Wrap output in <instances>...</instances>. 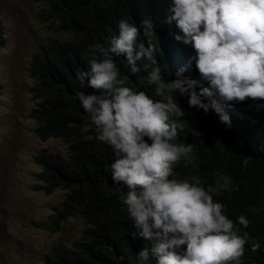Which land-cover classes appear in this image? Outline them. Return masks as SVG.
I'll list each match as a JSON object with an SVG mask.
<instances>
[{
    "label": "clouds",
    "instance_id": "9594fccd",
    "mask_svg": "<svg viewBox=\"0 0 264 264\" xmlns=\"http://www.w3.org/2000/svg\"><path fill=\"white\" fill-rule=\"evenodd\" d=\"M160 13L179 29L175 40L194 49L199 79L181 78L178 72L176 79L165 80L149 39L155 25L144 20L138 28L121 20L118 36L107 48L93 46L89 70L77 74L81 84L94 90L78 93L87 114L84 129L112 149L111 180L123 193L135 229L131 235L151 243V249L137 254L139 264H148L151 256L156 264H241L247 240L238 235L225 205L214 199L236 190L231 177L219 176L205 186L197 176L181 180L174 171L177 164H192L194 149L176 142L190 128L176 95H187L189 107L212 110L227 126L226 106L264 101V0H169ZM141 35L147 46L139 42ZM121 55L131 75L149 69L147 63L138 65L142 60L155 65L147 83L159 99L124 86L129 77H120L113 59ZM237 223L249 226L244 216ZM259 247L251 245L252 251Z\"/></svg>",
    "mask_w": 264,
    "mask_h": 264
},
{
    "label": "trees",
    "instance_id": "16d2710c",
    "mask_svg": "<svg viewBox=\"0 0 264 264\" xmlns=\"http://www.w3.org/2000/svg\"><path fill=\"white\" fill-rule=\"evenodd\" d=\"M46 12L55 28L70 37L51 39L39 43L31 56L28 72L33 78L32 97L35 106L31 117L35 121V134L45 140L61 138L67 144L64 158L52 153H38L35 161L40 165L39 178L43 189L65 191L63 199L43 221V228H56L73 213L87 221L81 239L71 247L50 251L45 264H139L142 248L151 249V243L133 238L135 231L122 192L111 180V164L115 156L112 149L101 143L92 130L85 131L87 114L78 100V93L94 90L81 84L77 74L89 70L93 46L105 48L113 36H118V24L125 20L141 26L150 20L154 31L149 38L156 47L155 60L165 80L181 78L199 79L195 67V51L190 45L175 40L181 34L174 22L166 23L160 12L169 0H45ZM4 26L0 21V44ZM139 42H147L143 35ZM99 58V54H97ZM120 69V77L128 75L124 85L143 90L153 99L154 87L147 83L148 72L155 67L151 61L147 71L135 75L128 72L124 56L113 57ZM206 86V85H205ZM200 85L197 86L199 91ZM185 111L190 126L180 133L177 143L193 144V162L174 166L178 179L197 176L205 186L214 185L216 179L228 175L236 189L214 197L225 205V214L236 223L238 235L246 238L241 264H264V101L246 99L232 103L225 111L230 126L220 122L219 116L209 110L189 107L187 95H176ZM244 216L249 226L244 228L237 218ZM67 218V219H66ZM259 249L252 251L251 245ZM148 264H156L151 256Z\"/></svg>",
    "mask_w": 264,
    "mask_h": 264
},
{
    "label": "rangeland",
    "instance_id": "374dc122",
    "mask_svg": "<svg viewBox=\"0 0 264 264\" xmlns=\"http://www.w3.org/2000/svg\"><path fill=\"white\" fill-rule=\"evenodd\" d=\"M0 21V264H45L50 251L80 238L87 221L73 213L58 229L41 225L65 191L43 189L34 156L45 152L64 158L67 144L35 134L28 66L39 43L70 36L55 28L45 0H0Z\"/></svg>",
    "mask_w": 264,
    "mask_h": 264
},
{
    "label": "bare ground",
    "instance_id": "6f19581e",
    "mask_svg": "<svg viewBox=\"0 0 264 264\" xmlns=\"http://www.w3.org/2000/svg\"><path fill=\"white\" fill-rule=\"evenodd\" d=\"M67 219V218H66Z\"/></svg>",
    "mask_w": 264,
    "mask_h": 264
}]
</instances>
